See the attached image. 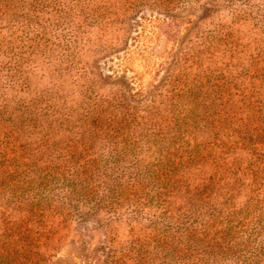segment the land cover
Returning a JSON list of instances; mask_svg holds the SVG:
<instances>
[{
  "label": "rangeland",
  "instance_id": "1",
  "mask_svg": "<svg viewBox=\"0 0 264 264\" xmlns=\"http://www.w3.org/2000/svg\"><path fill=\"white\" fill-rule=\"evenodd\" d=\"M218 212L255 248L264 0H0V264H107L128 219Z\"/></svg>",
  "mask_w": 264,
  "mask_h": 264
},
{
  "label": "trees",
  "instance_id": "2",
  "mask_svg": "<svg viewBox=\"0 0 264 264\" xmlns=\"http://www.w3.org/2000/svg\"><path fill=\"white\" fill-rule=\"evenodd\" d=\"M86 192L82 189L80 196L83 197ZM73 209L75 207H47L38 209L36 214L28 213L31 218L39 219L38 223L41 225L49 217L56 220L60 217L66 219L70 215L79 220L83 215L77 214ZM219 213L213 216L210 223L195 225L194 228L179 225L177 222H164L161 226L151 222L149 226L137 230L135 218L128 219L130 229L139 232L129 236L124 250L111 252L107 256V264H264V232L261 235L256 230L253 231L254 243L256 235H261L255 248H234L233 245L237 246L238 243L228 248L230 242H225L223 237V229L218 222Z\"/></svg>",
  "mask_w": 264,
  "mask_h": 264
}]
</instances>
